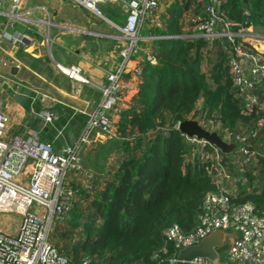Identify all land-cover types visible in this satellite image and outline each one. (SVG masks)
<instances>
[{
    "label": "trees",
    "instance_id": "16d2710c",
    "mask_svg": "<svg viewBox=\"0 0 264 264\" xmlns=\"http://www.w3.org/2000/svg\"><path fill=\"white\" fill-rule=\"evenodd\" d=\"M181 1V10L176 5L168 9L170 18L161 35H179L173 15L189 4V0ZM225 1L222 13L228 20L264 33V0ZM204 47L201 40L153 41L154 64L143 62L130 106L118 115L115 111V139L110 143L120 148L115 146L120 154L116 166L106 172L97 162L85 164L92 175L94 171L107 175L103 182L94 181L96 189H102L96 192L93 181L91 193L77 187L71 208L63 220L55 222L66 223L69 232L61 238L68 236L74 241L61 243L59 248L52 242L67 264H168L173 258L169 247L166 253L160 251L163 232L171 227L183 234L193 232L205 195L216 192L206 172L209 164L186 161L191 148L175 130L178 123L206 115L232 137L243 138L247 150L262 148L264 123L257 126L259 116L240 114L225 55L219 48L213 53L216 61L211 62ZM202 61L208 64V78L200 70ZM221 157L229 174L234 176L235 169L236 175L245 179V185L229 196V204L249 203L256 214H264V162L240 172L229 163V157ZM252 177L258 178L261 186L250 190L246 181Z\"/></svg>",
    "mask_w": 264,
    "mask_h": 264
},
{
    "label": "built area",
    "instance_id": "2783aa9c",
    "mask_svg": "<svg viewBox=\"0 0 264 264\" xmlns=\"http://www.w3.org/2000/svg\"><path fill=\"white\" fill-rule=\"evenodd\" d=\"M3 1V0H2ZM12 12H21V0H8ZM71 4L81 7L101 22H106L114 30L118 41L115 56L118 64L106 75L107 84L99 89L101 100L96 109L87 114L83 131L70 146L53 151V146L40 140V135L26 138H6L7 118L0 113V224L1 218L15 216L13 232L0 226V264H67L60 258L48 239V228L52 221L63 220L64 214L71 208L76 199V185H72L73 177L82 181L85 190L92 192V174L84 169L80 160V148L88 143L91 131L99 134L103 141L115 139L116 115L114 106L124 89L123 75L128 72L127 63L138 49L139 40L136 33L150 28L160 33L166 31L168 9L172 5H180L174 0H69ZM196 10L193 14L184 13L187 20L178 36H152L151 39L180 38L186 41L201 40L211 56L219 48L225 55L228 77L237 93L235 99L240 103L243 115L259 116L256 123H264V35L253 33L251 27L237 30L238 25L228 20L222 13L225 0H193ZM115 6L124 17L119 26L106 19L100 7ZM198 7V9H197ZM20 14V13H19ZM15 14L16 20H21ZM183 15V16H184ZM159 16H162L160 18ZM163 37V38H162ZM17 38H11L15 44ZM203 50V51H204ZM210 56V55H209ZM154 64L152 52L145 58ZM58 72L77 84H89L81 75L76 65L61 66L55 64ZM133 77L141 79V70H132ZM36 98L46 108H51L56 100L37 91ZM76 113L75 110H71ZM83 113V112H79ZM42 127L51 124L54 119L49 113L42 112ZM261 114V115H260ZM202 129L204 125L199 117H193ZM209 133H215L222 142L234 144V152L229 162L244 172L246 167H254L264 162V144L259 151L247 153L243 138L232 137L219 126L210 127ZM190 146L191 154L186 160L193 163L196 157L205 166L209 164L210 181L216 192L207 193L197 216L196 228L189 234H183L177 227L166 229L162 236L164 243L161 252L166 253L168 247L173 250V258L168 264L176 262L177 252L181 249L197 245L204 237L214 231L232 233L235 238L225 247L223 256L218 252L216 264H264V214H256L254 206L249 203L231 206L229 196L241 181L234 178L222 165V157L217 149L197 141L184 138ZM246 151H245V150ZM235 153V156L233 154ZM194 159V160H195ZM71 174V176H69ZM9 225L7 221L6 226ZM5 226V225H4ZM19 247L17 251L15 248ZM18 255L21 257L18 258ZM81 264H86L82 261ZM190 264H211L207 260L193 259Z\"/></svg>",
    "mask_w": 264,
    "mask_h": 264
},
{
    "label": "crops",
    "instance_id": "0c3cea01",
    "mask_svg": "<svg viewBox=\"0 0 264 264\" xmlns=\"http://www.w3.org/2000/svg\"><path fill=\"white\" fill-rule=\"evenodd\" d=\"M9 4L8 0H0V113L7 118L5 136L26 138L39 134L41 141L51 144L53 151L58 152L76 142L83 131L86 115L96 109L101 100L99 89L106 86V75L119 62L115 51L122 41H118L109 25L95 20L69 0H21V12H12ZM186 9L179 11L177 16L173 11L179 34L183 29L184 13L190 11ZM15 13L23 18H12ZM124 20L123 17L118 25ZM159 33L150 28L141 31L144 37L137 41L138 49L130 57L128 72L123 75L124 89L118 99L121 104L115 109L117 115L130 106L138 87L132 70L144 66L146 55L152 52L149 37ZM15 37L17 42L11 44V38ZM55 64L78 66L89 84L67 79L57 71ZM37 91L56 100L54 105L46 108L36 98ZM42 112L54 118L46 127H42ZM87 139L88 143L79 151L82 165L97 162L106 170L116 166L120 157L117 144L115 148L111 140L103 141L93 131ZM72 177V185H79L77 176ZM0 226L8 230V226L2 223Z\"/></svg>",
    "mask_w": 264,
    "mask_h": 264
},
{
    "label": "rangeland",
    "instance_id": "374dc122",
    "mask_svg": "<svg viewBox=\"0 0 264 264\" xmlns=\"http://www.w3.org/2000/svg\"><path fill=\"white\" fill-rule=\"evenodd\" d=\"M179 2V4H181L182 6L184 5V3L181 1V0H174V2ZM184 1V0H183ZM225 6V5H224ZM179 7H181V6H179ZM188 8L190 9V11L188 10L187 11V13L188 14H193V12L196 10V6H195V3H194V1L193 0H190V4H189V6H188ZM187 8V9H188ZM186 9V10H187ZM100 11H101V13H102V15L106 18V19H108V20H110L111 22H113V23H116V24H121V20H122V18H123V16L121 15V12L119 11V9L117 8V7H115V6H111V5H106V6H103V7H100ZM187 16L185 15L184 16V21L186 22V20H187V18H186ZM88 18H89V16H88ZM92 18H95V17H93L92 16ZM90 19V18H89ZM95 20H97L96 18H95ZM93 21V20H92ZM99 21V20H98ZM93 22H95V21H93ZM99 22H101V21H99ZM96 24H100V23H97V22H95ZM102 23H104V24H106L107 25V23L106 22H102ZM236 24H238V25H240V24H242V23H239V22H235ZM244 25V24H243ZM243 25H241V26H238L236 29L237 30H240V29H243V28H247V26H243ZM107 29V28H106ZM106 29H104V30H106ZM178 31V30H177ZM251 31L253 32V33H255V30L252 28L251 29ZM179 32V31H178ZM259 34H261V33H259ZM136 35L138 36V38H140V41H141V38H143L144 37V35L143 34H141V31H138L137 33H136ZM262 35H264V33H262ZM154 40H156V39H152V44H151V48H153V41ZM212 51V53H213V50H211ZM206 57V56H205ZM210 59H211V62L212 61H216V54H214V56H211V54H210V57H209ZM200 67H201V69L200 70H202V72L207 76V71H208V69L209 68H207L208 67V64H207V62L206 61H202V63H201V65H200ZM206 78H208V76L206 77ZM121 104V102H119L118 100H116V104H115V106H114V108H117L119 105ZM199 120L202 122V124L204 125V128H203V130H205V131H207L208 132V130L210 129V127H213V126H219V127H221V125L218 123V122H216V120H212L211 118H208V117H206V115H204V116H202V117H200L199 118ZM168 123V122H167ZM184 139V138H183ZM185 141V140H184ZM106 142H108V141H106ZM103 149V148H102ZM102 149H98V151L99 152H101L102 151ZM245 150V149H244ZM237 151H239V148H237V149H235V153L237 152ZM246 151V150H245ZM247 153H249V154H251V155H253V153L250 151V150H248V151H246ZM235 153L233 154V156H235ZM226 156H228L229 157V155H226ZM194 159L195 158H192L191 160L192 161H194ZM197 162H198V164L200 165V166H203V164L200 162V160L196 157V159H195ZM82 167L84 168V169H89L86 165H82ZM251 168H252V166H251ZM254 168H258L257 166L256 167H254ZM106 172H108V169L107 170H105ZM233 171V173L235 174L233 177L234 178H238L239 180H243L244 181V183H242L241 181H239L241 184L240 185H245V179L242 177V175L241 174H238V175H236V171H235V169L234 170H232ZM247 170H244V172H246ZM254 172H255V175H257V169H255L254 170ZM93 173V176L94 175H96V176H99V177H97V179H95V180H93L92 179V181H93V187H94V189H96L97 187L94 185V181L95 182H103V179L102 178H105V177H107V175L106 176H104L102 173H100V172H98V171H94V172H92ZM254 175V177H256ZM92 176V177H93ZM79 181V185H76V188L77 187H81V188H83L84 189V187H83V185H82V181L81 180H78ZM246 184H247V187H249V189L251 190L252 188H256L257 186H261L260 184L258 185V178L257 179H255V178H251L250 180H248V181H246ZM102 187L103 186H100L98 189H96V192L97 191H100L101 189H102ZM80 188V189H81ZM86 193H88L87 191H85ZM81 209H83V208H81ZM8 218L9 219H4V218H1V220L3 221V225H5L6 226V223H7V221H9V225H8V231H10V232H13V222H15V220H16V218H15V216H8ZM17 221V220H16ZM54 224V225H53ZM9 229H11V230H9ZM69 228H67V226H66V223L63 225V223H61V222H58V223H55V221H52L51 222V225H50V227L48 228V237H49V239H50V241L51 242H53L54 243V245H56L58 248L62 245L61 243H64V242H68V241H70V242H74L72 239H69L68 238V236H63L64 238H61L62 236H61V234H64L65 232H69V230H68ZM227 246V241L224 243V245H223V248H221V249H218L217 250V252H218V254L222 257L223 256V252H224V250H225V247ZM15 250H17V251H19L20 250V248L19 247H17V248H15ZM18 258L20 259L21 257L18 255Z\"/></svg>",
    "mask_w": 264,
    "mask_h": 264
},
{
    "label": "water",
    "instance_id": "95a60500",
    "mask_svg": "<svg viewBox=\"0 0 264 264\" xmlns=\"http://www.w3.org/2000/svg\"><path fill=\"white\" fill-rule=\"evenodd\" d=\"M177 131L188 139L194 138L217 149L220 154L228 155L235 148L234 144H226L215 133H209L198 126L194 120H184L177 124ZM235 238L234 234L214 231L204 237L197 245L181 249L177 252L174 264H190L193 259L207 260L211 264L218 261L217 250L229 245Z\"/></svg>",
    "mask_w": 264,
    "mask_h": 264
},
{
    "label": "clouds",
    "instance_id": "9594fccd",
    "mask_svg": "<svg viewBox=\"0 0 264 264\" xmlns=\"http://www.w3.org/2000/svg\"><path fill=\"white\" fill-rule=\"evenodd\" d=\"M161 34H163V33H159V34H157V35H155V36H167V35H161ZM176 36H178V35H176ZM163 38V37H162ZM156 40H158V39H156ZM230 80V79H229ZM230 83H231V81H230ZM239 111H240V108H239ZM240 114H241V112H240ZM188 120V119H187ZM177 126V125H176ZM175 130H177L176 128H175ZM211 133H213V132H211ZM183 136V135H182ZM183 138H186L185 136H183ZM235 149V148H234ZM234 152V150L232 151V152H230V154H232ZM230 154H228L229 156H230ZM222 155V154H221ZM228 157V156H227ZM257 165V164H256ZM256 165L254 166V167H256ZM254 167H246L245 169H253ZM255 175V174H254ZM228 234H232V233H228ZM48 239H49V237H48ZM50 240V239H49ZM51 242V241H50ZM177 257V256H176Z\"/></svg>",
    "mask_w": 264,
    "mask_h": 264
}]
</instances>
